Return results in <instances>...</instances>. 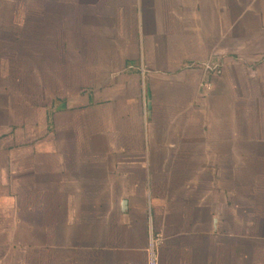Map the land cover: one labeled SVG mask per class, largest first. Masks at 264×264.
Masks as SVG:
<instances>
[{"label": "crops", "instance_id": "crops-1", "mask_svg": "<svg viewBox=\"0 0 264 264\" xmlns=\"http://www.w3.org/2000/svg\"><path fill=\"white\" fill-rule=\"evenodd\" d=\"M0 2V264H264V0Z\"/></svg>", "mask_w": 264, "mask_h": 264}, {"label": "rangeland", "instance_id": "rangeland-1", "mask_svg": "<svg viewBox=\"0 0 264 264\" xmlns=\"http://www.w3.org/2000/svg\"><path fill=\"white\" fill-rule=\"evenodd\" d=\"M27 10L29 5L0 2V79H28L25 63L31 54L30 14H22V20L15 18V13Z\"/></svg>", "mask_w": 264, "mask_h": 264}, {"label": "built area", "instance_id": "built-area-1", "mask_svg": "<svg viewBox=\"0 0 264 264\" xmlns=\"http://www.w3.org/2000/svg\"><path fill=\"white\" fill-rule=\"evenodd\" d=\"M160 239L150 235L147 245L148 264H159L157 246L159 245Z\"/></svg>", "mask_w": 264, "mask_h": 264}]
</instances>
